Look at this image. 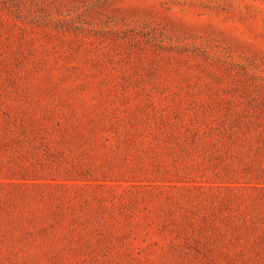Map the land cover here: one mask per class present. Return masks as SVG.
Listing matches in <instances>:
<instances>
[{
    "label": "rangeland",
    "instance_id": "1",
    "mask_svg": "<svg viewBox=\"0 0 264 264\" xmlns=\"http://www.w3.org/2000/svg\"><path fill=\"white\" fill-rule=\"evenodd\" d=\"M262 183L264 0H0V264H264Z\"/></svg>",
    "mask_w": 264,
    "mask_h": 264
},
{
    "label": "trees",
    "instance_id": "2",
    "mask_svg": "<svg viewBox=\"0 0 264 264\" xmlns=\"http://www.w3.org/2000/svg\"><path fill=\"white\" fill-rule=\"evenodd\" d=\"M255 184H258V183H255ZM251 188H254V187H251ZM254 191H264V183L262 184H259L257 187L254 188Z\"/></svg>",
    "mask_w": 264,
    "mask_h": 264
}]
</instances>
